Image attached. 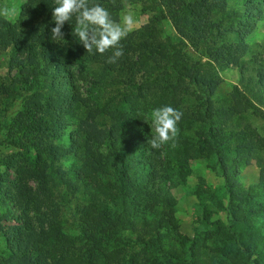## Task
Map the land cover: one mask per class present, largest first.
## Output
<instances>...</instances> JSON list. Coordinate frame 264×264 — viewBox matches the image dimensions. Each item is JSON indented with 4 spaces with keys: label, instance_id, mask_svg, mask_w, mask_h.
Wrapping results in <instances>:
<instances>
[{
    "label": "trees",
    "instance_id": "16d2710c",
    "mask_svg": "<svg viewBox=\"0 0 264 264\" xmlns=\"http://www.w3.org/2000/svg\"><path fill=\"white\" fill-rule=\"evenodd\" d=\"M132 1L94 0L114 20ZM152 4L170 20L181 47L160 39L152 21L121 40L123 56L114 64L106 62L111 51L87 53L76 41L74 19L62 29L64 41L50 39L54 0H25L14 21L0 16V48L17 71L12 82H0V94L18 89L15 82L24 91L8 125L25 149L4 160L0 211L14 206L32 236L24 240L23 222L0 231V264H264V137L243 122L248 110L264 116V68L242 59L264 0ZM185 43L217 66L238 69L227 101L217 102V74L191 60ZM78 80L88 83L86 95ZM164 105L183 112L179 132L152 149L150 112ZM246 157L254 159L258 179L243 187L237 174ZM66 158L63 167L57 160ZM200 158L223 178L226 203L218 206L226 215L210 220L205 210L203 227L182 239L174 234L171 188ZM61 189L85 197L76 234L61 219L55 201ZM194 192L203 200L201 187ZM246 198L248 213L240 215L236 204ZM125 242L133 246L124 256Z\"/></svg>",
    "mask_w": 264,
    "mask_h": 264
},
{
    "label": "rangeland",
    "instance_id": "374dc122",
    "mask_svg": "<svg viewBox=\"0 0 264 264\" xmlns=\"http://www.w3.org/2000/svg\"><path fill=\"white\" fill-rule=\"evenodd\" d=\"M25 0H0V7H8L10 15L3 17L8 21H14L18 16L20 6ZM153 0H133L132 2H123L122 8L117 12L115 20L119 21L121 16L127 13H131L135 19V24L129 33L136 32L141 29L144 24H151L154 22V26L158 31V35L161 37H169L174 40V44L181 47V43H178V37L172 28L170 20L167 17L160 18L158 13L152 8ZM230 4L234 0H228ZM249 45V51L242 57L250 64L254 69L257 66L264 68V13L260 20L257 21L253 31L247 38ZM183 49L189 53L191 60H198L204 67L206 66L209 71H214L220 82L216 89V100L218 103L228 100V92L233 85L238 84L240 73L236 67L233 66H217L215 62L199 55L190 46L185 43ZM8 49L0 48V82L8 83L12 78H16V68H8ZM139 78H135V81H139ZM83 95H86L85 89L88 83H81L78 80ZM18 85L17 88H9L7 94H0V170L4 169V160L9 156H14L16 153L25 152L24 145H19L14 139L10 137L8 121L13 117L20 109L22 102V95L24 91L19 86L20 83H11ZM10 87V86H9ZM244 123L247 122L253 127L260 136L264 137V116L248 110L243 114ZM72 126H68L67 130ZM65 135L62 137V141L65 142ZM57 142L54 141L51 147L56 146ZM32 150H29V153ZM260 155L264 158V148H262ZM59 164L66 167L70 164V159H59ZM56 161V162H57ZM10 171V170H8ZM11 173V171H10ZM237 179L243 187L255 184L258 179V167L251 157H246L239 165V171ZM196 186L201 187L204 191L203 200H199L194 192ZM63 189L61 194H55V201L60 209L61 219L69 233L76 234L80 231L81 222L79 219L82 206L86 203L85 197L76 195L75 197L63 195ZM171 193L176 200V206L174 215L177 219L178 227L174 234L182 239H191L194 229L196 227H203L202 222L199 220L205 210L210 213V220L215 218H221L224 220L225 210L218 206L226 203V186L221 175L212 169L209 165V161L205 159L190 160L188 164V173L184 175L183 180L178 181L171 188ZM248 198L239 200L236 204L237 213L244 215L248 213L247 210ZM204 220V219H203ZM18 222L25 223V236L26 242H31L32 236L30 231V225H26V220H21L18 211L14 206L10 205L9 208L0 211V231L10 229ZM95 229V227L93 228ZM127 234L124 233V236ZM133 246L132 243H124V256ZM2 247V240L0 237V248ZM77 252V251H76ZM253 264V263H250Z\"/></svg>",
    "mask_w": 264,
    "mask_h": 264
},
{
    "label": "clouds",
    "instance_id": "9594fccd",
    "mask_svg": "<svg viewBox=\"0 0 264 264\" xmlns=\"http://www.w3.org/2000/svg\"><path fill=\"white\" fill-rule=\"evenodd\" d=\"M52 20L55 26L50 29V39L60 43L64 41L65 33L62 31L66 22L74 19L71 35L84 47L87 53L103 55L111 51L106 62L114 64L123 56L121 40L126 38L135 24L131 13L114 20L110 12L94 0H54ZM8 7H0V16L8 17ZM183 112L171 105L155 107L150 112V128L152 138L148 144L152 149L174 141L178 135V123Z\"/></svg>",
    "mask_w": 264,
    "mask_h": 264
}]
</instances>
